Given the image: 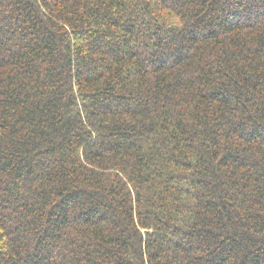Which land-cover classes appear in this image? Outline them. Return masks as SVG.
I'll use <instances>...</instances> for the list:
<instances>
[{
    "label": "trees",
    "instance_id": "trees-1",
    "mask_svg": "<svg viewBox=\"0 0 264 264\" xmlns=\"http://www.w3.org/2000/svg\"><path fill=\"white\" fill-rule=\"evenodd\" d=\"M0 264H264V0H0Z\"/></svg>",
    "mask_w": 264,
    "mask_h": 264
}]
</instances>
